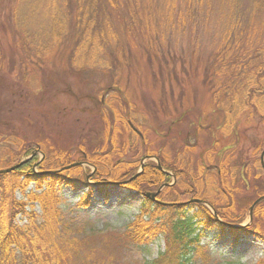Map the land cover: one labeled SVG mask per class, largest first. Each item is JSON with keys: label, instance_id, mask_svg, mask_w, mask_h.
<instances>
[{"label": "rangeland", "instance_id": "obj_1", "mask_svg": "<svg viewBox=\"0 0 264 264\" xmlns=\"http://www.w3.org/2000/svg\"><path fill=\"white\" fill-rule=\"evenodd\" d=\"M110 1L0 0V153L3 154V170L27 161L29 158L18 160V163L10 161L26 148L32 150V157L38 156L35 171L45 158L44 152L39 150L42 148L64 151L70 154L68 158L73 162L71 166L49 169L61 171L73 181L71 185L57 187V198L48 201L57 209L53 216L45 218L37 201L15 191L14 196L26 204L25 209L32 213V219L20 212L12 220L21 227L28 226L27 230L62 233V237L76 247L75 254L66 258L63 264H145V259L157 258L165 250V233L162 230L152 232L158 235L144 244L134 241L135 233L130 223L138 218L144 221L150 218L140 212L144 198L133 190H124L123 186L139 178L147 163L162 167L160 158L149 151L158 153L165 147L176 156L183 143L196 141L192 136L196 124L211 125L210 130L197 132L199 147L191 152V156L198 160L207 147L214 151L213 162L234 153L231 164L238 167L239 163H246V177H242L239 170L231 175L226 167L223 184L219 178L215 180L206 174L197 176L205 184L199 190L202 197L186 193V188L180 189L179 185L174 190L164 187L160 197L157 194L154 198L159 197L162 202L158 199L157 202L161 204L198 202L215 217L221 218L220 214H223L229 221L242 220L237 224L228 222L230 225H251L250 232L240 233L239 238L232 237L228 230L218 233L225 234L221 237H203L200 248L189 257L193 264L264 262V200L252 212V219L249 213L251 204L259 197L256 186L264 180L263 169L260 178L256 177V160L260 159L264 149V123L256 124L255 120L247 124L246 117H242L235 129L227 128L224 124L226 115L221 109H214L212 92L203 79L209 55L219 47L221 33L237 19L247 25V20L253 18L252 22L264 26V9L254 6L256 0H157L154 11L159 21L155 25L160 29L159 34H163L160 41L166 51L169 49L180 55L168 64L163 59L150 61L138 43V30L134 33L125 30L124 11H128L123 7L132 1H123L121 13L117 8H111ZM80 2L81 11L77 9ZM19 5V15L34 22L27 31L43 42L48 40L45 45L35 44L37 40L33 41L32 35L30 46L23 40L24 30L15 23L13 15ZM179 14L182 22H178ZM89 17L93 20L89 30L97 40L92 43L84 38V42L79 43L73 32L78 28L79 19L86 21ZM58 18L67 33L62 26L56 25ZM171 22H174L173 26L167 25ZM195 38H198L197 45ZM140 39L142 42V36ZM122 48V57L113 54L114 50L121 51ZM158 50L161 55L163 51ZM194 50H198L199 55H192ZM101 61L109 62L112 68L101 70ZM74 65H81L80 70ZM115 84L123 92L124 101L110 93ZM115 96L117 99L114 100ZM109 97H112V104L101 106V102H108ZM111 105L121 108L118 116L114 111L105 112ZM105 113L108 118L103 116ZM181 116L179 129L170 126V122H177ZM127 118H132L133 126L126 125ZM105 123L113 127L110 141L105 135ZM234 130V134L228 135L227 131ZM214 141L216 144L212 147ZM258 145L262 146L261 151L253 156L252 149ZM112 146L117 149L111 154L109 169L123 159L125 165L118 168L121 173L136 174L110 184L106 181L115 176L113 171L112 175H101L97 165L81 157L83 150L94 155L103 153L97 149L103 147L104 151H109ZM228 146L235 147L221 152ZM129 163L131 165L126 166ZM192 167L195 173L196 165ZM180 169L184 172L182 167ZM169 171L172 173L169 182L175 183L177 175ZM190 173H185L189 183L192 182ZM125 180L128 182L124 183ZM231 187L235 188L233 195L230 194ZM33 188L31 185L27 192ZM159 188L140 186L143 192H157ZM86 193L90 194L88 205L80 199ZM209 201L221 207L220 210ZM159 218L161 222L169 220L165 214L155 216V225Z\"/></svg>", "mask_w": 264, "mask_h": 264}, {"label": "trees", "instance_id": "obj_2", "mask_svg": "<svg viewBox=\"0 0 264 264\" xmlns=\"http://www.w3.org/2000/svg\"><path fill=\"white\" fill-rule=\"evenodd\" d=\"M124 0H111L109 2L111 8L120 9V5L123 7ZM132 2H127L126 8L123 7L124 17L126 16L125 30L128 33H134L136 31V36L139 38L138 43L141 44L144 54L149 57L150 61L161 60L170 64L175 58H178L180 55L171 50L166 51V47L161 43L163 34H159V27L155 25L156 21H159L155 17V11L157 5V0H131ZM194 3H191V6ZM79 11L82 10V5H77ZM257 9H264V0H256L255 5ZM20 5L17 6L15 13V23L19 28L23 29L24 32L21 34L23 40L30 46L31 37L35 44L40 46L45 45V41H42L41 38H38L34 33H29L31 24L34 22L31 20H26L22 18V14L19 15L18 9ZM79 11H77L79 13ZM121 13L122 10H119ZM110 12L107 11V15ZM178 15V13H177ZM79 17V16H78ZM179 18L178 22H182L183 18ZM79 19V18H78ZM252 20H247V25L239 19L235 20L233 25H230L226 28L224 32L221 33L219 38V47L214 51L213 54H210V61L208 62V67L205 72L206 75L203 78L205 82L209 85V89L212 92L213 103L215 104L214 109H221L222 112L226 115L225 126L227 128L235 127L239 123L242 117H246L245 121L247 124H252L256 120V124L264 123V26L259 27ZM56 25L62 26L61 20L58 18L55 21ZM78 23V22H77ZM85 23V25H83ZM93 23V20L89 17L86 21L79 19L78 28L74 33V38L78 39L77 42L80 43L84 38L86 41L94 43L97 38L96 35L91 34L89 27ZM173 26L174 22L167 24ZM85 26V27H83ZM198 28V24H196ZM63 27V26H62ZM28 30V31H27ZM65 33V28L63 27ZM22 31V30H21ZM61 37V34H57ZM142 36V42L140 37ZM64 37V35H63ZM47 39H49L47 37ZM165 40V39H164ZM198 38H195L196 45ZM77 45V44H76ZM75 45V46H76ZM163 52L160 55V51ZM198 48L199 47H193ZM198 50L191 52L192 55L196 56ZM124 53L123 48L121 51L114 50L113 54L116 56L122 57ZM179 55V56H178ZM162 61V60H161ZM101 70H110L112 68L109 62L101 61ZM76 69L80 70L81 65H74ZM83 67V66H82ZM112 96L117 95L121 101H124V95L121 89L118 87V84L114 85V88L110 90ZM122 92V93H121ZM122 94V96H121ZM112 98V97H111ZM111 98L109 97L108 102H101L110 106ZM114 100L117 99L116 96L113 97ZM113 100V102H114ZM120 101V100H118ZM112 104V103H111ZM111 105L110 108H106L113 111L116 115H119V110L121 108H114ZM103 116L108 118L107 114ZM188 113V112H187ZM184 114V112H183ZM132 118H127L126 125L131 126L130 123ZM183 116L176 119L177 122H170V126H177L179 129ZM107 121V119H106ZM105 121V122H106ZM201 122V119L198 120ZM223 124V125H224ZM196 128L192 130V136L196 139L195 142L188 140L183 143V146L177 151V155L174 156L168 150H165V147L162 148L161 152H152L153 155H156L160 158L162 162L163 170L166 171L172 170L177 175V182L175 185L168 186L173 190L176 187L181 185L180 189H185L186 193H192L195 196H201L199 192L200 188H203L205 184H202L203 181H200L198 177L207 175L209 178L214 177L215 180L220 179V183L223 184L222 178L226 174V167H228L231 175L237 172V170L242 173V177H246L244 173H247L246 163L243 162L238 167L232 166L231 161L233 159V154H226L225 157L218 162L212 161L213 149L207 147L202 151L201 157L198 160H194L191 156V152L194 151L199 146V136L198 133L200 130L206 131L212 128L211 125L204 127L202 124H196ZM106 138L112 139V129L111 125L105 123ZM232 132V133H231ZM228 135L234 134V131H227ZM189 135V134H188ZM191 135V134H190ZM1 136V135H0ZM143 138L144 136H141ZM190 139V138H189ZM139 142H143V139H139ZM136 143H138L136 139ZM133 142V144H136ZM141 144V143H140ZM138 145V148L141 145ZM216 144L214 141L213 145ZM86 145V144H84ZM113 148L109 151L101 147L98 150H102L103 153L96 152L94 155H91L90 152L82 151L83 156L81 158L90 161L91 163L97 165L98 173L103 175H112V171L115 176L112 175L111 180H122L126 176L132 177L136 173H121L122 171L118 168L125 165L124 160H120L114 166L109 169V164H111V154L117 148ZM235 146L231 148L228 146L221 150L229 151L234 149ZM262 146L258 145L253 150V156H256L257 153L261 151ZM24 152H21L19 155L15 156L13 160H10L12 163H18V160L25 159L32 154L31 149H24ZM44 152L45 158L41 159L40 167L38 171H35L34 165L38 156L31 157L29 160L23 162L20 167L16 168L13 171L7 173H0V264H63L65 263L66 258L75 254L76 247L66 239L62 237V233L56 231H40V230H27L28 226L21 227L19 224L15 223L14 217L16 213L22 212L23 214H28L29 219L31 220L32 213H28L25 209V203H22L19 199L16 198L15 191H21L25 197L30 200H35L41 206L44 216L50 217L53 216V213L57 211L55 207L49 204L51 198H57L58 188H61L63 185H71L73 181L61 172L49 171V169H56L57 167L62 168L73 162H70L68 158L70 154L59 151L55 149H39ZM57 153H61L60 155ZM0 153V169H3V154ZM147 154V150H145ZM143 154V155H145ZM10 161H7L8 163ZM204 162H206L204 164ZM179 164L175 165V164ZM114 164V163H113ZM134 164V163H133ZM196 165V171L193 172V165ZM227 164V165H226ZM127 164L126 166H130ZM168 165V166H167ZM236 165V164H235ZM165 166V167H164ZM207 166V167H206ZM182 167L183 170L180 169ZM212 167V169L208 168ZM145 172L139 175V178L133 179L129 183L123 186L125 190H141L140 186H145L146 188H159L160 185L168 183L170 176L166 175L167 173L157 167V165L152 163H147L145 166ZM262 166L260 160H256V177L260 178ZM48 170V171H47ZM259 170V171H258ZM234 171V172H233ZM192 172L190 180L192 182H187V176L185 173ZM119 175V176H118ZM198 179V180H197ZM264 179V178H263ZM137 181L136 183H134ZM207 180V184H208ZM244 182V181H242ZM228 183V182H227ZM224 183V184H227ZM261 185L258 183L256 186L259 189V197L264 195V180L261 181ZM33 185L34 190L29 192V187ZM61 186V187H60ZM138 186V187H136ZM228 186L225 185V188ZM229 191V188H227ZM38 191V192H36ZM230 194L235 191L234 187H231ZM39 193V194H37ZM185 193V194H186ZM161 195V194H160ZM160 197V196H159ZM202 197V196H201ZM177 198V197H176ZM82 203L85 205L89 204L90 194L86 193L80 197ZM207 200V199H206ZM231 201L233 198L230 199ZM49 201V202H48ZM217 210H220L217 205L212 201H209ZM49 205V206H48ZM188 205V206H187ZM260 203L257 205V207ZM217 206V207H216ZM188 207L194 208L189 210ZM256 207V208H257ZM140 212L142 215L149 217V221H144L142 218H138L137 221L131 222V227L133 228L134 241L139 244H144L146 242L152 241L158 234H151L152 232L163 231L165 233V250L160 252L157 258L145 259V264H193L191 258V252L200 248V242L203 237L209 235H214L216 237H221L224 233L229 231L230 235L234 238H239L244 232H250L251 225L244 227L234 226L228 224V222H235L234 224L241 223L242 220H231L227 219L223 214H220L223 222H220L209 209L203 205H199L197 202H190L186 205H163V204H153L150 199H146L141 205ZM224 210V208H223ZM225 213H228L225 211ZM165 214L167 221L161 222L160 218L158 223L155 225L154 217L158 215ZM228 215V214H227ZM242 219V218H238ZM26 229V231H25ZM257 233L256 231H254ZM256 235V234H254ZM259 235V234H258ZM154 240V239H153ZM256 264H264V262L259 261Z\"/></svg>", "mask_w": 264, "mask_h": 264}, {"label": "water", "instance_id": "obj_3", "mask_svg": "<svg viewBox=\"0 0 264 264\" xmlns=\"http://www.w3.org/2000/svg\"><path fill=\"white\" fill-rule=\"evenodd\" d=\"M261 165H262V167H263V169H264V149H263V151H262V153H261ZM22 163H19V164H17V165H15V166H13V167H10V168H8V169H2V170H0V173H7V172H9V171H12V170H14V169H16L17 167H19L20 165H21ZM160 168H162L161 166H160ZM124 183H127L128 181L126 180V181H123ZM164 188V185H162L160 188H159V190L156 192V193H153V192H148V193H146L145 195L146 196H151L153 199H154V196L156 197V195L157 194H159L160 193V191L162 190ZM139 194V193H138ZM264 200V196H262V197H260L258 200H256L255 202H254V204L251 206V209H250V216H251V219H252V216H253V210H254V208H255V206L260 202V201H263ZM221 221V220H220Z\"/></svg>", "mask_w": 264, "mask_h": 264}, {"label": "flooded vegetation", "instance_id": "obj_4", "mask_svg": "<svg viewBox=\"0 0 264 264\" xmlns=\"http://www.w3.org/2000/svg\"><path fill=\"white\" fill-rule=\"evenodd\" d=\"M166 173H167L166 175H169V176L172 174L170 171H169V172L166 171ZM136 191H138V190H136ZM140 192H141V191H140ZM137 193H139V192H137ZM159 195H160V194H159ZM159 195H158V196H159ZM141 197L145 199V197H143V196H141ZM148 198H149V197H148ZM149 199H150V201H151L154 205L159 203V202H157V199H158L160 202H162V201L159 199V197L156 198V199H155V198L153 199L152 197H150Z\"/></svg>", "mask_w": 264, "mask_h": 264}]
</instances>
